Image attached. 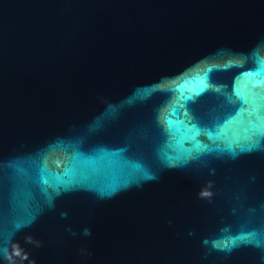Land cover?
<instances>
[{"label": "water", "instance_id": "water-1", "mask_svg": "<svg viewBox=\"0 0 264 264\" xmlns=\"http://www.w3.org/2000/svg\"><path fill=\"white\" fill-rule=\"evenodd\" d=\"M0 264H264V0H0Z\"/></svg>", "mask_w": 264, "mask_h": 264}]
</instances>
